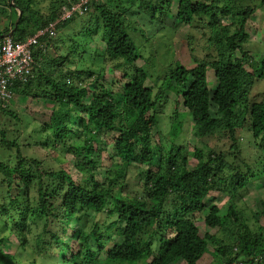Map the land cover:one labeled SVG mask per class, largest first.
I'll list each match as a JSON object with an SVG mask.
<instances>
[{
    "label": "trees",
    "instance_id": "trees-1",
    "mask_svg": "<svg viewBox=\"0 0 264 264\" xmlns=\"http://www.w3.org/2000/svg\"><path fill=\"white\" fill-rule=\"evenodd\" d=\"M0 1L11 10L10 27L0 30V35L14 29L17 8L23 13L11 37L15 42H22L34 36L37 30L46 28L61 16L62 7L69 4L68 0L52 3L45 15L38 8L40 0ZM137 1H94L85 15L73 17L59 26L60 29L81 19L83 24L88 22L83 31L100 33L106 45L104 58L116 61V67L124 69L122 76L112 83L115 90L100 85V75L90 83L81 81V71L64 68V61L69 60L67 56L54 59L57 72L46 75L45 61L54 49V39H40L50 44L46 50L36 49L34 56L41 60L37 71L50 87L46 97L53 100V106L49 121L41 126L33 125L27 134L21 128H27L30 122L23 125L18 113L11 109L12 104L7 109L0 107V111L13 119L9 120L8 130L0 127V209L4 219L16 224L19 231L25 228L28 219L41 225L43 231L33 240L34 259L27 264H134L145 255L150 258L147 264H201L210 246L219 257L211 264H264V226L249 224L250 218L240 214L236 205L230 206L227 213L240 227L234 243L214 247L211 244L214 237L202 236L197 225L195 215L205 212L210 193L224 192L222 188L227 180L219 176L221 168L215 166L222 154L191 168L180 146L172 143L168 148L161 143L159 149H155L153 133L159 125L157 108L161 97L155 96L147 86L150 74L136 65L143 56L130 33L126 14L141 15L142 19L148 17L150 23L163 21L176 0H141L136 6ZM263 6L264 0L256 9L236 12L232 0H178L177 3L178 22L190 25L198 19H207L208 24L218 20L229 24L233 30L220 44L231 54L227 57L222 54L210 64L196 59L192 68L177 62L176 68L163 80L160 95L167 91L175 95V109L181 105L187 109L199 138L210 136L226 125L234 142L231 150L240 145L236 133L244 122H250L254 138L264 135V101L251 102L247 91H242L244 80L251 76L246 70V62L251 58L242 50V43L249 37V19ZM238 50L241 57L234 54ZM262 59L259 64L264 65V56ZM209 68L213 69L217 80L213 93L208 86ZM83 73H87L88 78L95 76L91 70ZM253 75L264 78V69L255 70ZM33 81L17 85L15 94L20 95L26 86L33 88ZM211 105L216 107L219 117L212 115ZM118 109L122 111V125L117 123ZM245 114L248 115L246 120ZM182 127L178 120L173 124L174 138ZM105 134H112V157L121 162L122 168L132 164L140 167L142 186L136 196L121 195L115 199L114 187L122 182L123 176L98 180L93 172L96 170L93 156L97 145L101 144L100 136ZM77 139L82 142L77 144ZM33 144L46 148L50 154L74 151L83 158L82 170L89 171V176L77 181L71 172L54 170L41 158H36L35 151L28 152L27 149L36 148H32ZM235 176L230 182V199L234 204L251 179L247 174ZM33 192L35 197H31L33 202H30ZM15 213L22 218L20 223H16ZM220 213L221 208L215 204L210 206L205 223L211 227L221 226ZM89 218L96 221L89 225ZM74 221L77 228L69 231ZM28 230L19 233L25 248L30 245ZM6 239H1V243Z\"/></svg>",
    "mask_w": 264,
    "mask_h": 264
},
{
    "label": "rangeland",
    "instance_id": "rangeland-1",
    "mask_svg": "<svg viewBox=\"0 0 264 264\" xmlns=\"http://www.w3.org/2000/svg\"><path fill=\"white\" fill-rule=\"evenodd\" d=\"M40 1L42 3L38 4V8L45 15H48L52 3L59 2V0ZM261 1L232 0L236 12H241L248 8L256 9ZM177 3L178 0L175 1L170 14L163 21L158 20L150 23L147 20L148 17L142 19L141 15L135 16L127 13L126 22L130 25V33L140 54L143 56V59L139 60L136 65L142 67L150 74L147 86L152 89L155 96L161 97L157 108L159 125L153 133L155 136V149H159L161 143L168 148L172 143L180 146L182 148L180 151L188 158L191 168H194L200 162L206 163L210 158H215L222 154V159L215 166L221 168L220 172H218L219 176L227 180L226 185L222 188L224 192H211L206 202L207 209L204 213L196 214L195 219L202 236L208 234L214 237L211 240V244L214 247L219 244L228 246L238 239L237 235L240 233L239 224L234 221L233 217L227 215L230 206L236 205L240 214L244 213L247 218H250L247 221L249 224L255 223V225L264 226V214H262L264 212V135L258 139L254 138L250 129V122H247L248 127L247 123L244 122V126H241L242 128L239 127V129L241 128L240 130L237 129L236 137L239 139L240 145L235 150L230 149L234 142L226 125L210 136L199 138L195 133L194 120L187 109L182 105L175 109V95L169 91L162 94V96L160 95L163 80L168 77L171 70L176 68L177 62L192 68L195 66L194 61L196 59L210 64L222 54L226 57L231 54V52L227 53L220 44V41L226 38V34L233 30L229 24H224L219 20L217 23L208 24L207 19H198L190 25L178 22L176 21ZM139 4H141V0L136 2V6ZM10 12L9 7L3 5L0 1V30L10 27V23L8 24V14ZM230 18L232 19V17ZM83 21L77 19L59 29L57 37L52 41V48L54 47V49L49 54V60L45 61L44 73L48 76L54 75L57 71L53 60L58 59L59 56L63 58L67 56L69 60L64 61V68L81 71L79 74L81 81L90 83L100 75L101 78L98 80L100 85H104L110 90H115L112 83L122 76L124 69L117 68L116 61L104 58L106 45L100 33L90 34L83 31L85 25H88V22L83 24ZM247 33L249 37L242 43V50L251 58L250 61L246 62V70L251 76L244 80L242 91H247L251 102L259 103L264 101V78H256L253 74L259 68L264 69V65L259 64V61H263L262 58L264 56V6L260 7L254 16L249 19ZM234 54L236 57L242 56L239 50ZM126 66L132 68L128 65ZM90 70L95 73L92 78H88L87 73H83ZM207 75L208 86L211 93H213L217 87L213 69L209 68ZM33 80V88L26 86L20 95H16L11 106V109L15 110L20 116L23 125H28L30 122L27 128H21V130L26 131V134L31 131L33 125L34 127L41 126L49 121L53 106V100L46 97V93L50 91L46 79L41 78L39 71H36ZM211 107L212 115L219 117L216 107L213 105ZM243 110L244 108H242L241 113H243ZM246 115H244L245 120L246 117L248 118V115ZM9 117L6 112L0 111V127L9 129V120H13L9 119ZM177 120L183 124V127L180 134L174 138L171 132L173 124ZM117 123L119 125L124 123L121 109H118L117 112ZM100 137L101 144L97 145V153L93 156L96 162V170L93 172L97 174L98 180L105 177L114 178L116 175L123 176V179L121 178L122 182L114 187L113 196L115 199H119L121 195L136 196L142 186L141 178L143 175L139 177L140 167L137 164H132L128 168H122L121 162L112 157L114 154L112 134H105ZM10 138L12 139L11 135ZM77 140V144L82 142L81 139ZM0 146H2L1 143ZM31 146L33 148L35 144ZM35 147L34 149H27L28 152L33 153L35 151L36 158H41L46 164L51 165L54 170L63 169L71 172L77 181L89 176V171L82 170L83 158L78 157L74 151L70 153H58L56 151V153L50 154L46 148L40 145ZM199 153L201 157L198 156ZM141 169H146V167ZM237 173L247 174L251 179L246 191L245 189L241 190L240 198L234 201L236 202L234 204L230 199L232 195L230 182ZM1 196L0 194V202H2ZM31 197L34 199L35 192L30 193V199ZM33 199L30 202H33ZM113 203L114 200L111 204L113 205ZM214 204L221 208L219 218L222 225L218 227H211L205 223V218L210 212V206ZM15 206L20 207L17 204ZM15 218L16 223L21 222L22 218L19 213H15ZM95 221L96 219L89 218V225ZM76 226L77 222L74 221L70 225L69 231H71V228L76 229ZM27 229H29L27 238L30 245L25 248L21 245L22 238L19 233L24 232V230L27 231ZM42 231L41 225L30 219L25 222V228L19 231L16 224L4 219V214L0 209V240L7 237L4 243L0 241V264H27L30 260L32 261L34 259L33 240H36ZM69 237L71 236L69 235ZM213 251L214 248L210 246V251L205 255L201 264H211L213 260L219 259L218 255L213 253ZM149 260L150 258L145 255L134 264H147Z\"/></svg>",
    "mask_w": 264,
    "mask_h": 264
},
{
    "label": "built area",
    "instance_id": "built-area-1",
    "mask_svg": "<svg viewBox=\"0 0 264 264\" xmlns=\"http://www.w3.org/2000/svg\"><path fill=\"white\" fill-rule=\"evenodd\" d=\"M69 4L62 7L61 16L51 22L46 28L37 30L34 36L22 42H15L11 37L0 38V107L7 109L14 101L15 87L24 85L35 77V72L40 68L41 60H36L34 51L38 48L46 50L49 41L41 42L40 39L48 37V40L57 37L59 26L67 20L83 16L91 8L94 1L102 0H68Z\"/></svg>",
    "mask_w": 264,
    "mask_h": 264
},
{
    "label": "water",
    "instance_id": "water-1",
    "mask_svg": "<svg viewBox=\"0 0 264 264\" xmlns=\"http://www.w3.org/2000/svg\"><path fill=\"white\" fill-rule=\"evenodd\" d=\"M17 10H18V18H17V20H16V23H15L14 29L11 30V32L8 33L7 35H3V34L0 35V38H4V36H8V37H12V36H13L15 30L17 29V27H18V25H19V23H20V20H21V18H22V14H23L22 11H21L19 8H17Z\"/></svg>",
    "mask_w": 264,
    "mask_h": 264
},
{
    "label": "crops",
    "instance_id": "crops-1",
    "mask_svg": "<svg viewBox=\"0 0 264 264\" xmlns=\"http://www.w3.org/2000/svg\"><path fill=\"white\" fill-rule=\"evenodd\" d=\"M40 65H42V63Z\"/></svg>",
    "mask_w": 264,
    "mask_h": 264
}]
</instances>
